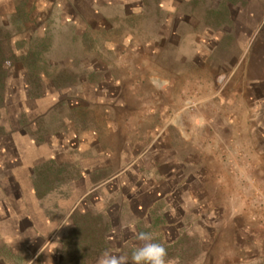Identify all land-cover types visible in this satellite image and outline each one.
I'll list each match as a JSON object with an SVG mask.
<instances>
[{"label":"rangeland","instance_id":"obj_1","mask_svg":"<svg viewBox=\"0 0 264 264\" xmlns=\"http://www.w3.org/2000/svg\"><path fill=\"white\" fill-rule=\"evenodd\" d=\"M61 3L62 19L49 1L44 17L22 11L0 18V100L9 107L7 112L0 101L1 205L27 198L6 191L7 174L24 154L25 147L12 142L18 137L32 139L42 152L46 140L74 144L79 132L98 128L102 138L117 137L121 150L123 144L134 148L138 166L163 120L170 122L161 133L165 140L194 154L210 148L206 123L230 116L229 137L239 141L233 147L254 165V153L262 143L264 148V0H88L76 12ZM17 4L25 8V2ZM46 30L48 36L39 38ZM101 90L108 93L98 97ZM220 108L229 111L218 113ZM113 124L110 133L102 130ZM40 166L38 173L56 169ZM146 186L138 185L135 194ZM168 188L174 193L169 199L178 198L182 187ZM64 191L53 187L40 201L52 205ZM258 194L248 195L246 220L237 218L234 225L222 216L207 218L205 209L185 210L179 233L168 235L176 241L161 243L167 264H264V227L259 232L254 224L255 212L264 209Z\"/></svg>","mask_w":264,"mask_h":264},{"label":"crops","instance_id":"obj_2","mask_svg":"<svg viewBox=\"0 0 264 264\" xmlns=\"http://www.w3.org/2000/svg\"><path fill=\"white\" fill-rule=\"evenodd\" d=\"M20 1L25 2V8L17 4ZM44 1L52 3L50 9L58 7L60 19L65 17L62 0H31L29 5L28 0H0V7H3L0 18L22 11L29 12L30 18L35 11L44 17ZM66 1L76 12L88 0ZM98 12L96 15L101 17ZM48 31L38 35L39 38L43 39L45 33L48 36ZM16 92V96H20L21 87ZM100 93L98 97L108 90ZM6 103L2 106L9 112ZM19 111L28 110L26 106H19ZM226 111L229 110L220 108L218 113L226 114ZM218 117L206 123L205 136L211 144L207 153L194 154L188 153L187 145L183 148L165 140L161 133L170 122L163 120L158 136L148 139L153 149H146V159L138 166L133 165L134 148L123 144L121 150L117 137L102 138L98 128L79 132L74 144L69 138L46 140L42 142V152L36 149L32 139L30 142H23L19 137V140L11 139L25 148L18 163L13 162L18 164L14 173L7 174L10 183L6 191L11 195L19 191L27 198L20 196V201L13 198L0 204V264H102L108 255L132 264L131 255L141 243L139 234L148 232L158 243L176 241L168 235L169 232L179 233L185 210L205 209L207 218L222 216L226 225H234L237 218L245 219L249 209L248 195L258 191L260 199H264L263 143L260 142V148L254 153V165H246L245 158L233 147L239 145L238 139L229 137L234 119ZM175 124L183 130L177 121ZM115 125L102 127V130L110 133ZM185 139L191 142L190 136ZM59 154L64 158L59 159ZM40 163V167L50 163L61 172L55 173L54 169L49 173L47 169L38 173L36 167ZM183 173H187L185 179ZM56 175L62 177L61 183H56ZM171 183L182 187L178 198L169 199L174 194L168 188ZM145 184L147 186L135 194L140 189L137 186ZM59 185L66 189L63 197L55 199L52 205L40 201L41 193H48ZM129 186L134 191L131 195L126 191ZM259 197L254 196L255 200ZM177 210L180 213L175 219ZM263 218L264 209L255 212L254 224L259 232H263Z\"/></svg>","mask_w":264,"mask_h":264},{"label":"clouds","instance_id":"obj_3","mask_svg":"<svg viewBox=\"0 0 264 264\" xmlns=\"http://www.w3.org/2000/svg\"><path fill=\"white\" fill-rule=\"evenodd\" d=\"M233 201V206H235ZM140 245L136 247L131 255L132 264H167V250L158 242H154L152 235L148 232L139 234ZM102 264H128L126 259L108 255L102 260Z\"/></svg>","mask_w":264,"mask_h":264},{"label":"trees","instance_id":"obj_4","mask_svg":"<svg viewBox=\"0 0 264 264\" xmlns=\"http://www.w3.org/2000/svg\"><path fill=\"white\" fill-rule=\"evenodd\" d=\"M1 45V44H0ZM1 47V46H0ZM2 54H4V52H3V50H2V48H0V56H2ZM5 57V56H4ZM2 58L0 57V60H1ZM3 60V59H2ZM1 63V62H0Z\"/></svg>","mask_w":264,"mask_h":264}]
</instances>
